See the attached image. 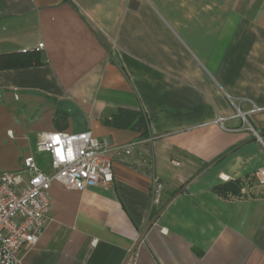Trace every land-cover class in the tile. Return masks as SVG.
I'll use <instances>...</instances> for the list:
<instances>
[{"label": "crops", "instance_id": "0c3cea01", "mask_svg": "<svg viewBox=\"0 0 264 264\" xmlns=\"http://www.w3.org/2000/svg\"><path fill=\"white\" fill-rule=\"evenodd\" d=\"M26 52L40 63L0 69V174L30 154L53 171L36 145L58 115L150 166L117 157L110 187L53 181L23 264H264V0H0V55ZM120 109L147 135L108 124Z\"/></svg>", "mask_w": 264, "mask_h": 264}, {"label": "built area", "instance_id": "2783aa9c", "mask_svg": "<svg viewBox=\"0 0 264 264\" xmlns=\"http://www.w3.org/2000/svg\"><path fill=\"white\" fill-rule=\"evenodd\" d=\"M43 48L44 43H39L37 50ZM138 147V143L112 147L106 140L94 136L92 131L44 132L36 150L50 156L51 173L41 169L34 155L30 154L24 159V172L0 174V264H23L20 251L39 241L53 209L49 194L53 181L78 191L93 186L110 187L117 157L133 158L130 163L136 167L150 166V159L142 156ZM173 164L180 165L177 161ZM253 176L264 184V168L258 169ZM220 178L230 179L223 174ZM163 189V183L155 177L152 187L154 205L161 203ZM96 242L97 239L93 240L94 244Z\"/></svg>", "mask_w": 264, "mask_h": 264}, {"label": "trees", "instance_id": "16d2710c", "mask_svg": "<svg viewBox=\"0 0 264 264\" xmlns=\"http://www.w3.org/2000/svg\"><path fill=\"white\" fill-rule=\"evenodd\" d=\"M37 63H40L39 59L34 54L27 52L0 55V69L27 67ZM107 123L120 128L136 129L143 136L147 135V120L135 110L120 109L112 115Z\"/></svg>", "mask_w": 264, "mask_h": 264}, {"label": "water", "instance_id": "95a60500", "mask_svg": "<svg viewBox=\"0 0 264 264\" xmlns=\"http://www.w3.org/2000/svg\"><path fill=\"white\" fill-rule=\"evenodd\" d=\"M66 126L67 125L65 124V117L58 115L55 119V128L57 130L62 131L64 129H66Z\"/></svg>", "mask_w": 264, "mask_h": 264}, {"label": "clouds", "instance_id": "9594fccd", "mask_svg": "<svg viewBox=\"0 0 264 264\" xmlns=\"http://www.w3.org/2000/svg\"><path fill=\"white\" fill-rule=\"evenodd\" d=\"M226 179V178H225Z\"/></svg>", "mask_w": 264, "mask_h": 264}]
</instances>
